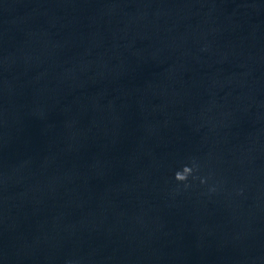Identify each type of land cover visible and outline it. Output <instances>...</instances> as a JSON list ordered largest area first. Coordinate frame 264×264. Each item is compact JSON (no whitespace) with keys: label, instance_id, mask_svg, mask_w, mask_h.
<instances>
[{"label":"clouds","instance_id":"9594fccd","mask_svg":"<svg viewBox=\"0 0 264 264\" xmlns=\"http://www.w3.org/2000/svg\"><path fill=\"white\" fill-rule=\"evenodd\" d=\"M193 168L185 166L181 171L175 173V179L180 182H184L192 174Z\"/></svg>","mask_w":264,"mask_h":264}]
</instances>
